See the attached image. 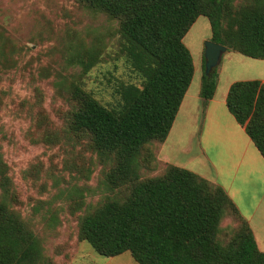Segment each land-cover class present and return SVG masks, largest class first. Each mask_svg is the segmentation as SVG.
Returning <instances> with one entry per match:
<instances>
[{
  "label": "trees",
  "instance_id": "trees-1",
  "mask_svg": "<svg viewBox=\"0 0 264 264\" xmlns=\"http://www.w3.org/2000/svg\"><path fill=\"white\" fill-rule=\"evenodd\" d=\"M76 1L118 20L119 53L140 81H119L105 102L80 81L67 89L70 133L88 135L97 152L113 156L107 178L116 186L135 179V159L144 145L162 143L169 134L194 74L183 38L197 18H207L210 40L226 51L264 59V0ZM93 59H76L83 74ZM216 86L217 72L205 75L203 67V101L213 97ZM226 106L264 158V86L256 79L233 82ZM11 187L0 153V264H54L10 208ZM225 214L238 228L222 244L217 239ZM78 238L105 257L128 251L138 264H264V252L225 190L172 163L163 174L132 183L122 200H107L84 214Z\"/></svg>",
  "mask_w": 264,
  "mask_h": 264
},
{
  "label": "rangeland",
  "instance_id": "rangeland-1",
  "mask_svg": "<svg viewBox=\"0 0 264 264\" xmlns=\"http://www.w3.org/2000/svg\"><path fill=\"white\" fill-rule=\"evenodd\" d=\"M118 37L117 19L76 0H0V153L12 184L10 208L54 264H138L128 251L99 255L78 238V224L103 202L125 198L132 183L161 175L171 164L166 141H152L135 159V179L116 186L107 178L113 156L97 152L88 135L68 129L71 82H82L102 102L111 101L119 81L140 84L119 53ZM210 37L209 21L200 16L183 38L194 63L185 96L190 107L199 103L195 97L200 98L204 43ZM87 55H93L94 65L83 74L76 59ZM249 60L230 51L222 55L214 69L218 95L229 81L255 75ZM180 113L168 137L176 142L180 134V143L187 144L189 127L179 125ZM197 142L196 137L191 142L195 152ZM169 150L179 164L191 166L178 146ZM237 228L225 214L217 240L227 243Z\"/></svg>",
  "mask_w": 264,
  "mask_h": 264
},
{
  "label": "crops",
  "instance_id": "crops-1",
  "mask_svg": "<svg viewBox=\"0 0 264 264\" xmlns=\"http://www.w3.org/2000/svg\"><path fill=\"white\" fill-rule=\"evenodd\" d=\"M249 59L252 62L249 69L255 70V75L249 79L259 80L264 86V59ZM218 80L219 77L217 82ZM235 81H229L219 95L216 90L207 101L195 97L199 103H194V107L189 106L185 94L169 134L173 132L181 112L184 117L179 125H188V143H180V134L176 142H171L168 134L165 140L166 158L172 164L220 185L249 224L258 249L264 252V158L247 135L244 126L238 124L227 109V91ZM195 137L198 141L195 144L196 152L191 146ZM169 146H178V150L188 157L191 166L188 168L187 163L179 164Z\"/></svg>",
  "mask_w": 264,
  "mask_h": 264
},
{
  "label": "water",
  "instance_id": "water-1",
  "mask_svg": "<svg viewBox=\"0 0 264 264\" xmlns=\"http://www.w3.org/2000/svg\"><path fill=\"white\" fill-rule=\"evenodd\" d=\"M226 52V47L208 40L204 43V73L208 75L219 64L221 56Z\"/></svg>",
  "mask_w": 264,
  "mask_h": 264
},
{
  "label": "bare ground",
  "instance_id": "bare-ground-1",
  "mask_svg": "<svg viewBox=\"0 0 264 264\" xmlns=\"http://www.w3.org/2000/svg\"><path fill=\"white\" fill-rule=\"evenodd\" d=\"M196 71V70H195Z\"/></svg>",
  "mask_w": 264,
  "mask_h": 264
}]
</instances>
